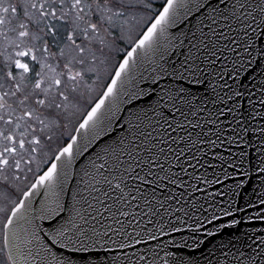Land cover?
Instances as JSON below:
<instances>
[{
	"label": "snow or ice",
	"instance_id": "6c2138e0",
	"mask_svg": "<svg viewBox=\"0 0 264 264\" xmlns=\"http://www.w3.org/2000/svg\"><path fill=\"white\" fill-rule=\"evenodd\" d=\"M65 4L66 0H43V2L29 0L27 3V7L41 10L43 16L49 15V12L43 11L46 5L53 18H57L56 12L59 10L61 15L58 19L60 20H65V16L72 13L73 10L77 13L71 20L74 25L73 31L67 36L71 45L75 47L76 55L64 64L66 72L62 75L67 77V83L64 90H58V95L62 97V101L57 103L55 99L36 100L37 105L49 109L50 113L51 110L68 107L67 102L81 87L77 81H82L87 73L95 74L98 71L97 65L104 62L101 61V56L106 57V53L111 51L112 45L123 40L125 30L130 31L128 12L151 8V4L145 3L144 0H91V2L71 0L67 12H65ZM162 7L163 11L155 18V22L147 28L146 33H143L142 38L138 39L136 47L127 53V58L123 59L118 70L115 71L114 78L108 85L106 92L87 113L86 119L80 124V128L89 129L90 125L96 127L105 123L108 128H112L114 120L117 123L123 120L120 129L133 130L134 140L129 142L130 148L123 146V139L118 143L121 146L120 153L131 159L134 167L129 165L128 167H117L109 170L110 174L115 172V175L112 176L111 180L105 177V182L109 188L103 192V195L105 199H111L113 205L123 204V207L131 205L132 209H140V212H126L122 208L117 209L122 216L142 215L149 217L148 223H153L151 217L159 216L163 221L167 215L171 231L180 232L181 229L172 222V218L180 219L176 213L181 211L184 212L185 216L193 211L185 207L189 203L184 198L185 191L189 189L192 192L202 191L197 184L189 182L191 179H196L199 182L202 177H193L192 173L188 172V168L195 171L196 165L204 167L195 155L196 151H200V144L207 143L211 147L216 145L215 140L204 138L207 135L204 131L205 128L207 127L209 132H213V126H215L213 134L221 133V126L231 125L234 121L246 133L249 131L244 126L246 120L249 118L254 120L258 116H264L262 113L252 111L255 109L256 101L251 99L256 95L252 89L259 84L260 96L258 99L261 106H264V0H251V2L249 0H197L194 19L197 20L199 26L191 25L190 35L185 33L184 39L173 45L171 53L174 58L165 56L160 51V36H164L165 42L169 39L167 29L174 22L175 9L187 8L188 13H191L192 8L184 0H167L166 6ZM0 8L4 13H8L9 8L12 12L17 10L12 5L8 7L0 5ZM85 9H87L88 19L85 26L81 28L80 22L85 20V16L80 15V13H84ZM113 9L119 11H113ZM135 19V16L131 17V20L134 21ZM183 19H187V13ZM3 23L5 21L0 19V24ZM77 30L83 37L80 44H77L75 39ZM52 31L55 35L56 30L53 29ZM198 33L199 35H197ZM27 34V32L20 33L21 36ZM185 40H187V45H185ZM138 48L150 49L154 57L159 56V62H156L147 75L140 73V83L135 86L134 90L124 89L122 103L128 105L126 111L130 118L114 115L111 108L106 113H102L101 110L105 107V101L110 96L114 97L117 94L118 82L122 83L123 74L130 71L131 61L136 59ZM98 52L100 53L99 56L97 55ZM64 55L65 52L61 49L60 56L63 57ZM77 64L80 65L79 70L75 68ZM17 65L24 69L28 68V65L21 64L19 61H17ZM85 65H87L86 68ZM61 83L60 78L53 77L54 85L59 86ZM36 87H40V82L36 84ZM246 97L250 108L242 111L243 101ZM76 98L78 99V97ZM119 110V103H117L115 111L119 112ZM24 115L35 120L41 127L37 129L36 126L28 124L31 132H21L18 140L15 136L5 135L3 132H0V136H4L5 140L12 141L14 145L18 144L19 150L40 151L43 140H52V136L45 132V120L41 118L42 113L37 110H28ZM131 117H134L135 122ZM11 122L9 119L8 123ZM50 126L51 124L48 125V127ZM232 130L235 131V129ZM260 131L264 132V128H261ZM28 135H32L31 140L25 139ZM217 139H220L219 135ZM75 140L76 138L73 137L74 142ZM241 140L245 144L248 143L243 136H241ZM26 144L28 148L25 147ZM18 148L5 146L3 152H0V157H3L4 153H8L10 156L21 155L22 159V153L18 151ZM109 148H105L103 151L107 153ZM133 152H136L137 155L134 156ZM141 152L145 155H140ZM65 155L73 156V144H67L56 159L59 160L61 156ZM113 155L118 166L126 163L121 160L120 155H117L115 150H113ZM161 156L167 163V168L165 163H161ZM259 159L260 163L264 165V151L261 152ZM193 160L196 161L195 164L190 162ZM28 163H31V160ZM0 164L8 166L9 159H0ZM20 164L21 160H15L16 168H19ZM100 167L103 168L104 165ZM231 167L235 168L236 165H231ZM173 168H178L179 171H173ZM257 171L261 174L262 182H264V167H258ZM181 173L189 177V180H185ZM244 175L250 176L251 174L244 172ZM227 178L228 174L225 173V179ZM127 180L133 181L134 187H130L126 182ZM113 181L118 182L113 183ZM48 182L59 186L57 195L63 193V184L55 163L51 164L50 168L39 176L32 187L37 188ZM204 182L206 184L221 183L218 178L215 181L205 180ZM122 185L124 188H130V191L124 193ZM173 187L184 189V191L174 192ZM237 187L239 188L240 185ZM117 190H120L119 194H115ZM161 190H166L167 194ZM132 191L136 195H131ZM192 192H189L188 195L191 196ZM23 195L27 199L34 193L27 191ZM129 195L131 199L126 200L125 197ZM235 195H240V193L236 192ZM157 196L160 198L157 199ZM72 197L74 201L76 194L73 193ZM96 199L99 200L98 197ZM140 200L143 201V205L139 202ZM132 201H137V203L133 205ZM168 201H175L178 207H173ZM259 202L264 205V198H261ZM100 203L103 204V201ZM248 203L251 205V201ZM113 205L104 207V211L111 215ZM29 209L30 206L21 200L11 210V216L7 217L5 228L11 229L18 219V214L23 216L22 210L28 211ZM40 213L39 219H47L48 227L37 226L38 231L30 233L36 241L40 240L39 232H44L53 242L64 238L67 242L63 243L62 247L65 249H69L71 246L70 250L72 251L87 250V246L79 239L80 236H86V233L80 224L75 223V219L69 213H75V216L84 220L85 224L88 221L75 209L74 204L60 203L57 199H52L40 209ZM224 214L232 215L226 210ZM213 219H217V217L213 216ZM261 219H264V216ZM115 222L120 223L118 220ZM208 222L211 223V220ZM232 223L238 225L240 221L233 218ZM73 228L77 230L75 239L73 235L69 234ZM23 231H27V229H23ZM160 232L164 233L163 224L160 225ZM11 235L20 239L18 232L11 233ZM208 235L213 236L214 234L209 232ZM8 239L9 237L6 236L5 240ZM149 239L157 240V236L150 234ZM192 239L193 248L198 249L203 243L196 236H193ZM27 242L32 243V240ZM137 242L139 243V241ZM173 244L176 252L183 250L180 245H175L174 242ZM238 244L246 246L250 251H244ZM119 247H130V245L120 244ZM166 247L167 245L158 243L157 248L151 252V258L141 256L140 260L145 261V264H158V262L159 264H199V261L194 260L191 255L188 257L177 256L176 252L165 251ZM187 247V243L184 242L183 248ZM161 251L164 252V256L160 255ZM28 255L32 256L34 264H41L39 251L34 254L29 251ZM212 255L216 257L215 261L205 257L206 264H264V236L253 239L251 244L246 243V241L221 242L215 246ZM61 264H65V262H61ZM66 264H75V261L69 258Z\"/></svg>",
	"mask_w": 264,
	"mask_h": 264
},
{
	"label": "water",
	"instance_id": "95a60500",
	"mask_svg": "<svg viewBox=\"0 0 264 264\" xmlns=\"http://www.w3.org/2000/svg\"><path fill=\"white\" fill-rule=\"evenodd\" d=\"M184 2L192 8V12L188 13L187 8L175 9L174 22L167 29L169 39L165 42L164 36H160V51L165 56H172L171 49L173 45L184 39L185 33L190 35L191 25L199 26L197 20L194 19L197 0H184ZM166 3L167 1L163 6H166ZM159 11L162 12L163 7ZM185 13H187L186 20L183 19ZM155 18L148 27L155 22ZM147 28L143 33H146ZM142 35L139 38H142ZM136 42L127 53L136 47ZM185 45H187V40H185ZM127 53L123 56L124 58H127ZM123 59L117 65L116 70H118ZM156 62H159L158 55L154 57L150 49L138 48L136 59L131 61L130 71L123 74V82H118L117 85V94L114 97L110 96L105 101V107L101 110L102 113H106L111 108L114 115L130 118L126 111L128 105L122 103L124 89L134 90L135 86L140 83V73L147 75ZM113 78L114 74L110 78L107 87ZM107 87L104 92H106ZM258 88L259 84L252 89L256 93L255 96L251 97L252 100L256 101L255 109H252V111L264 114V106H261L258 99L260 96ZM247 100L246 97L243 101L242 111L250 108ZM117 103L120 107L119 112L115 111ZM94 106L95 104L92 107ZM91 108L88 112L91 111ZM86 116L84 119H86ZM84 119L80 124L83 123ZM131 119L135 122L134 117H131ZM221 119H224V117H221ZM121 123H123V120H120L119 123L114 120L112 128H108L105 123L96 127L90 125L89 129H81L79 124L73 135L76 138L75 142L72 137L64 146L66 147L69 143L73 144V156L68 157L65 155L57 160L56 157L59 156V152L51 163L57 164L58 175L63 184V193L57 195L59 186L48 182L37 188L31 187L28 191H32L33 196L27 199L24 196L22 197L21 200H24L25 204L30 206V209L28 211L22 210L23 216L18 214L14 226L11 229L6 228L5 233V237H9L6 240V248L12 264L13 261H15V264H34L32 256L28 255L29 251L33 254L37 251L40 252L41 264H61V262L66 264L69 258L75 261V264H145V261L140 260V257L148 256L151 258V252L157 248L158 243L167 245L165 251L176 252L173 242L183 249L176 252L177 256L188 257L191 255L194 260L199 261V264H206L205 257L215 261L216 257L212 253L215 246L221 242L227 243L231 240L233 242L246 241V243L251 244L253 239L264 236V219H261L264 216V205L259 202L261 198H264V182H262L261 174L257 171L258 167H264L259 159L261 152L264 151V132L260 131L261 128H264V116H258L254 120L251 118L246 120L244 126L249 129L246 133L234 121L231 125L221 126V133L213 134L215 126H213V132H209L208 128H205L204 131L207 135L204 138L215 140L216 145L211 147L207 143L200 144V151H196L195 155L204 167L196 165L195 171L188 168V172L192 173L193 177H202L199 182L196 179L189 181L197 184L202 191L192 192L191 189L185 191L184 198L189 201L185 207L193 211L187 216L181 211L176 213V216L180 219L172 218V222L181 229L180 232L171 231L167 215H165L163 221L159 216L151 217L153 223H148L149 217H143L142 215L122 216L117 211V209L122 208L126 212H140V209H132L131 205L128 207H123V204L113 205L111 199H105L103 192L109 188V185L105 182V177L111 180L112 176L115 175V172L110 174L109 170L117 167H128L129 165L134 167L133 161L120 153L121 146L118 143L123 139V146L130 148L129 142L134 140L133 130L120 129ZM232 129H235V131ZM97 133L99 134L97 135ZM218 135L220 139H217ZM241 136L248 141L247 144L241 140ZM109 146L111 147L109 148ZM105 148H109L107 153L103 151ZM113 150L117 155H120L121 160L126 162L125 164L122 166L116 164ZM245 153L247 155H244ZM133 155L135 156L137 153L133 152ZM140 155L145 154L141 152ZM160 161L165 163L163 156L160 157ZM190 162L196 163L194 160ZM101 165H104V167L101 168ZM231 165H236V167L233 168ZM165 167H168L167 163H165ZM172 170L179 171L178 168ZM244 172H249L251 175L245 176ZM225 173L228 174L227 179H225ZM181 175L185 180H189V177L184 176L183 173ZM217 178L221 183L206 184L204 182L205 180L215 181ZM116 182L118 181H113V183ZM126 182L130 187H134L133 181L127 180ZM238 185H240L239 188ZM121 187L124 193L130 191V188H124L123 185ZM161 191H165V194H167L166 190ZM173 191L181 192L184 189L173 187ZM119 192L120 190H117L115 194H119ZM189 192H192L191 196L188 195ZM236 192H239L240 195H235ZM73 193L76 194L74 201ZM221 193H224V195H221ZM131 195H136V193L132 191ZM97 197L99 200L96 199ZM159 198L157 196V199ZM52 199H57L60 203L74 204L75 209L88 221L85 224L84 220L75 216V213H69L75 219V223L80 224L86 233V236L79 237L87 246L86 251H72L70 250L71 246L69 249H65L62 247V244L67 242L64 238L53 242L44 232H39V241H36L35 237L30 235L31 232L38 231L37 226L48 227V220H40L39 216L41 214L40 209ZM125 199L130 200L131 196H126ZM100 201H103V204ZM249 201H251V205H249ZM139 202L143 205L142 200ZM135 203L137 201H132L133 205ZM168 203H171L173 207H178L175 201H168ZM108 205H113L111 215L109 212L104 211V207ZM225 210L232 213V215H225ZM213 216L217 219H213ZM92 217H95V219H92ZM233 218L239 220L240 224L234 225L232 223ZM117 220L120 223H116ZM209 220H211V223L208 222ZM161 224L164 225L163 234L160 232ZM23 229H27V231H23ZM14 232L19 233L20 239H16L11 235ZM209 232L214 235L209 236ZM69 234L73 235L75 239L77 230L73 228ZM150 234H155L157 240H150ZM193 236L203 242L198 249L192 247ZM28 240H32V243H28ZM184 242L187 243V248H183ZM257 243H259L258 240ZM120 244L130 245V247L120 248ZM238 246L246 252L250 251L242 244H238ZM77 247H79V244H77ZM160 255L164 256V252L161 251Z\"/></svg>",
	"mask_w": 264,
	"mask_h": 264
},
{
	"label": "rangeland",
	"instance_id": "374dc122",
	"mask_svg": "<svg viewBox=\"0 0 264 264\" xmlns=\"http://www.w3.org/2000/svg\"><path fill=\"white\" fill-rule=\"evenodd\" d=\"M68 1L71 0L66 1L65 12H67ZM86 2H91V0H86ZM144 2L150 3L151 8L128 12L130 31L125 30L123 40L112 45V49L106 53V57L101 56V61L104 62L97 65L98 71L95 74L87 73L82 81H77L81 87L67 102L68 107L66 109L51 110V113L49 109L37 105L36 100L55 99L57 103L62 101V97L58 95V90H64L67 83V77L62 75L66 72L64 64L76 55L75 47L67 39L68 34L74 28L71 20L77 15L76 11L73 10L72 13L66 15L65 20L58 19L61 12H56L55 22L49 21L51 33L53 29L56 30L55 35L51 34L50 41L44 36L43 39H39L40 36L38 38L37 27L32 26L35 23L34 18L31 24L32 29L28 26L21 27L22 24L19 20L15 24L13 19L10 20L11 25L7 24V21L0 24V117H2L0 119V132L15 136L18 140L21 132H31L28 124H32L38 129L41 126L35 120L24 115L28 110H37L42 113L41 118L45 120L46 134L52 136L51 141L43 140L42 148L37 152H32L30 149L29 151L19 150L18 144H15L18 151L22 153V159L21 155L10 156L8 153H4V156L0 157V159H9V165L5 166L7 176L1 177V180L7 185H11L12 190H16V199L20 198L29 189L35 178L41 174L44 166L53 160L55 155L64 148L65 142L73 137L88 110L103 94V90L110 81L109 79L117 69L121 56L127 53L150 22L157 16L159 7L156 5L165 3L166 0H144ZM113 11L119 10L113 9ZM80 15L85 16V20L80 22L82 28L88 19L87 9ZM132 16L136 17L134 21L131 20ZM50 18L53 20L52 16ZM40 20L41 22H48L42 17ZM66 21L68 22L66 23ZM5 26L9 27L6 34L3 29ZM17 30L19 33L16 34ZM21 32H27L28 34L21 36ZM82 38V34L77 30L76 43L80 44ZM46 48L47 51H45ZM61 49L65 52L63 57L60 56ZM97 55L99 56L100 53L98 52ZM17 61L28 65V68L19 67ZM86 67L87 65H85ZM75 68L79 70L80 65L77 64ZM8 73H11V75H8ZM53 77L60 78L62 80L61 85H54ZM38 82H40L39 88L36 87ZM9 119H11V123H8ZM50 124L51 126L48 127ZM37 134L39 133L37 132ZM25 139L31 140L32 135H28ZM11 143L13 142L5 140L4 136H0V152H3L5 146L10 147ZM25 147L28 148V145L26 144ZM15 160H21V164L14 171ZM29 160H31V163H28ZM7 195L8 197L11 196L9 191H7ZM14 197L13 195L10 198L11 201ZM10 199L9 203L11 202ZM11 208L12 205H9V210Z\"/></svg>",
	"mask_w": 264,
	"mask_h": 264
},
{
	"label": "trees",
	"instance_id": "16d2710c",
	"mask_svg": "<svg viewBox=\"0 0 264 264\" xmlns=\"http://www.w3.org/2000/svg\"><path fill=\"white\" fill-rule=\"evenodd\" d=\"M28 2H29V0H0V5H3L4 7H8L9 5H12V6H15L16 9H17L16 12H12L11 8H9L8 13H4L2 8H0V15H2V16H0V19L3 18V20L5 22L7 21V24H9V25L12 24L11 21H10L11 19H13V22L15 24H16V21L19 20L21 22L20 24H22L24 26H28L29 28H31V24H32V21H33V18H34V22L35 23L32 26H36L37 27L36 31H37L38 38L40 36L39 39H43V36H44L50 41V37H51V34H53V32L51 33L49 25H50V22H55V18H53V20L50 18V16H52L51 12H50V9L46 5L45 8L43 9V11L44 12H49V15L48 16H43L42 13H41V10H39V9H31V8L27 7V3ZM40 2H43V0H40ZM8 3H9V5H8ZM70 3H71V1L67 2V4H70ZM164 4L165 3H158L156 5L157 7H159L158 8V14L160 12L159 10L162 8V6ZM57 12L60 13L59 10H57ZM41 17L46 19V21L48 20V22H41V20H40ZM47 23H49L48 26H47ZM3 29H4V33L5 34L8 33L7 31L9 29V27L5 26ZM17 33H19L18 30L16 31V34ZM46 38H45V40H46ZM123 56H121L122 58L120 59V61L124 58Z\"/></svg>",
	"mask_w": 264,
	"mask_h": 264
},
{
	"label": "flooded vegetation",
	"instance_id": "af4514ba",
	"mask_svg": "<svg viewBox=\"0 0 264 264\" xmlns=\"http://www.w3.org/2000/svg\"><path fill=\"white\" fill-rule=\"evenodd\" d=\"M51 46H52V44H51ZM30 61H32L31 59H30ZM12 78V77H11ZM10 136H12V135H10ZM69 140H67L66 142H65V144H64V146L66 145V143L68 142ZM12 146H15L13 143H11V146L10 147H12ZM61 151V150H60ZM59 151V152H60ZM58 152V153H59ZM57 153V154H58ZM56 154V155H57ZM55 155V156H56ZM55 158V157H54ZM54 158H53V160H54ZM53 160H51L50 162H48L45 166H44V168L42 169V172H41V174L39 175V176H41V175H43L44 173H45V171H46V169L49 167V165L53 162ZM7 169V168H6ZM5 166L4 165H2V164H0V172H1V174H0V180H1V177H3V176H7L6 175V172H5ZM13 170L15 171L16 170V167L14 166L13 167ZM39 176H37L36 178H35V180L33 181V184L29 187V189L34 185V183H35V181H36V179L39 177ZM29 189H27L26 191H28ZM7 191H9L10 192V194H11V196H9L8 197V195H7ZM15 191L16 190H12V187H11V185H7V183H4L2 180L0 181V264H12V261L10 260V257H9V252H8V249L6 248V240H5V233H6V228H5V223H6V219H7V217H10V214H11V210L16 206V204H18L20 201H21V199H22V197L24 196V195H22L20 198H17L16 199V195L15 194H17V193H15ZM25 191V192H26ZM24 192V193H25ZM13 195L15 196L14 198H13V200L11 201V199L10 198H12L13 197ZM9 199H10V203H9ZM11 206L12 205V208H11V210H9V205Z\"/></svg>",
	"mask_w": 264,
	"mask_h": 264
}]
</instances>
